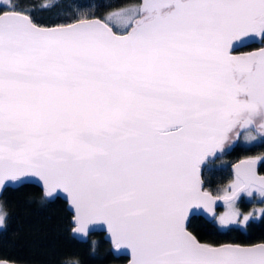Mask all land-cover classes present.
Listing matches in <instances>:
<instances>
[{"label":"snow or ice","instance_id":"6c2138e0","mask_svg":"<svg viewBox=\"0 0 264 264\" xmlns=\"http://www.w3.org/2000/svg\"><path fill=\"white\" fill-rule=\"evenodd\" d=\"M246 38L264 45V0H137L51 26L0 8V191L65 195L71 233L104 225L129 264H264V243L214 246L186 226L192 211L264 217L236 206L264 201V158L234 164L222 195L202 185L206 158L264 137V47L230 52ZM7 215L0 203V228Z\"/></svg>","mask_w":264,"mask_h":264},{"label":"trees","instance_id":"16d2710c","mask_svg":"<svg viewBox=\"0 0 264 264\" xmlns=\"http://www.w3.org/2000/svg\"><path fill=\"white\" fill-rule=\"evenodd\" d=\"M135 2L137 0H10L8 8L30 12L31 18L39 24H56L90 16L103 19L109 11ZM251 46L256 44L238 49ZM246 155L264 156V138L251 143L238 139L227 152L207 161L202 167L203 187L213 194H222L234 177L229 164ZM258 171L264 172V159L260 160ZM0 203L8 214L5 226L0 228V258L23 264H109L126 259L124 255L112 254L101 231L88 233L85 240L74 237L70 233L71 213L65 201L59 196L44 198L34 183L20 182L4 187ZM249 204L240 202L238 207L245 210ZM187 228L198 240L213 244L264 241V217L249 220L243 228L237 225L220 228L201 215H192Z\"/></svg>","mask_w":264,"mask_h":264},{"label":"water","instance_id":"95a60500","mask_svg":"<svg viewBox=\"0 0 264 264\" xmlns=\"http://www.w3.org/2000/svg\"><path fill=\"white\" fill-rule=\"evenodd\" d=\"M83 18H88V19H92V18H100V17H97V16H90V17H83ZM79 19H82V18H79ZM102 19V18H100ZM77 20V19H75ZM75 20H72V21H69V22H74ZM69 22H65V23H69ZM37 23V22H36ZM39 24V23H38ZM56 24H59V23H56ZM39 25H42V26H51V25H55V24H39ZM251 43H255L256 46H253L251 48H248V49H244V50H241V51H236L237 48L239 47H242V46H245V45H248V44H251ZM260 47H264V45L260 44L257 40L255 39H249V38H246L242 43H239V42H234L233 44V48L232 50H230L231 54L233 55H240V54H243V53H248V52H253V51H256L258 50ZM238 139L234 140L228 147H226L224 149V152H227L236 142H237ZM222 153H217L213 156H210L208 158H206V160L204 161L202 167L205 165V163L207 161H210V160H213L216 156L222 154ZM249 157H253V158H258L259 156L257 155H246V156H241L237 159H235L233 162H231L229 164V169L231 170L233 176L235 177V169L232 167L234 164H238L241 160H244V159H247ZM260 158V157H259ZM259 162L260 160H258V165H259ZM258 165H257V168H258ZM258 174L259 175H264V172H259L257 170ZM23 182H30V183H34L36 184L42 191V186L41 184L35 182L34 180H24ZM16 184L18 183H9V184H6V186H15ZM202 185H203V180H202ZM5 186V187H6ZM208 190V189H207ZM209 191V190H208ZM210 192V191H209ZM1 193V191H0ZM211 193V192H210ZM213 194V193H212ZM223 194V193H222ZM221 194V195H222ZM214 196L216 194H213ZM54 196H59L60 198H62L64 201H65V206L66 208L70 211L71 213V216H72V209L71 207L68 205L67 203V200H66V196L63 195V194H60V193H57L55 194ZM53 196V197H54ZM52 198V197H50ZM220 205H223V202L222 201H218L216 205H214V214H216V211H217V207H219ZM192 215H201L203 218H205L206 220H209V221H212L213 220V216L212 215H209L205 212H203L202 210L201 211H192L190 212V216ZM71 216L69 218V221H70V224H71V227H72V223H71ZM187 223L188 221L186 222V226H187ZM71 227H70V233H71ZM189 230V229H188ZM93 231H101L102 232V237L109 243V247H110V251L112 252V254L114 256H118V255H124L126 257V259L121 262V263H109V264H129V259H130V256H129V253L127 252V250H122V251H117L114 249L111 241H110V238H109V235L106 233V228L104 225L102 224H98V225H93V226H90L89 229H88V233L90 232H93ZM190 231V230H189ZM191 232V231H190ZM192 233V232H191ZM74 237H76L77 239L79 240H85L87 238V236H83V235H77V234H73L71 233ZM193 234V233H192ZM194 235V234H193ZM200 241V240H199ZM201 243H207V244H211V245H214V246H219L221 244H240V245H244V246H249V245H254V244H259V243H264V241L262 240H259V241H255V242H251V243H238V242H230V241H226V242H220V243H209V242H205V241H200ZM0 262H5V264H23V263H20V262H15V261H11V260H8V259H5V258H0Z\"/></svg>","mask_w":264,"mask_h":264},{"label":"rangeland","instance_id":"374dc122","mask_svg":"<svg viewBox=\"0 0 264 264\" xmlns=\"http://www.w3.org/2000/svg\"><path fill=\"white\" fill-rule=\"evenodd\" d=\"M10 4H11V3H10V0H9V3H8L7 5H3V4H2V0H0V6H1V7L8 8V7L11 6ZM119 9H120V8L115 9V10H113V11H118ZM111 22H112L113 24H117V25L119 26V21H116L115 19H113ZM239 139H240V141H242V142H244V143H247V141H245V138H244L243 135H241V136L239 137ZM258 200H259V199H258ZM258 200H257V201H258ZM259 201H261V200H259ZM261 202H262V201H261ZM236 206H237V205H236ZM260 206H261V203L253 202V206H252L251 208H249L248 210H244V211H241V210H240V212H241L240 219L243 218V215H244V214H247L248 212L253 211V209H256V210H257V215H258V214H259ZM261 207H262V206H261ZM225 211H227V208H226V206L222 205L221 208L217 211V213H216L215 216H219V215L223 214ZM213 221H214V223H215L218 227H220V228L227 227V226H221V225L218 223V221H217L216 219H213ZM231 225H238V226H240V227H242V228L245 226L244 224H231ZM228 226H229V225H228Z\"/></svg>","mask_w":264,"mask_h":264},{"label":"flooded vegetation","instance_id":"af4514ba","mask_svg":"<svg viewBox=\"0 0 264 264\" xmlns=\"http://www.w3.org/2000/svg\"><path fill=\"white\" fill-rule=\"evenodd\" d=\"M246 46V45H245ZM251 47H253V46H251ZM251 47H248V48H251ZM240 48V47H239ZM248 48H242V49H236V51H241V50H244V49H248ZM262 138H264V137H262ZM239 139V138H238ZM247 143H249V142H247ZM264 156H260V158H263ZM259 164H260V162H259ZM257 170H258V168H257ZM260 172V171H259ZM235 179V177H233L232 179H231V181L232 180H234ZM230 181V182H231ZM230 182L228 183V185L230 184ZM227 185V186H228ZM258 199H253V198H249V197H247V196H245L244 194H241L238 198H237V207H238V203L240 204V202H250V204H249V206L247 207V209H245V210H248L249 208H251L252 206H253V202H256V203H261V206H260V208H264V201H257ZM221 206L222 205H220L219 207H217V211L221 208ZM240 207V206H239ZM238 207V208H239ZM239 210H241L240 208H239ZM217 211H216V213H217ZM241 211H244V210H241ZM216 215V214H215ZM257 216H259V214L257 215ZM214 219V218H213ZM213 221V220H212ZM214 222V221H213ZM246 223V222H245ZM245 223H244V225H245ZM238 226V225H237ZM240 227V226H239Z\"/></svg>","mask_w":264,"mask_h":264},{"label":"clouds","instance_id":"9594fccd","mask_svg":"<svg viewBox=\"0 0 264 264\" xmlns=\"http://www.w3.org/2000/svg\"><path fill=\"white\" fill-rule=\"evenodd\" d=\"M92 252H93V253L95 252V248H92Z\"/></svg>","mask_w":264,"mask_h":264}]
</instances>
